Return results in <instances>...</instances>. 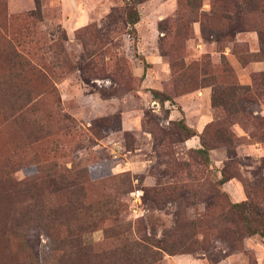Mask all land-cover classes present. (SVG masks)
I'll return each mask as SVG.
<instances>
[{"label":"rangeland","instance_id":"1","mask_svg":"<svg viewBox=\"0 0 264 264\" xmlns=\"http://www.w3.org/2000/svg\"><path fill=\"white\" fill-rule=\"evenodd\" d=\"M210 1L0 0V264H264V47Z\"/></svg>","mask_w":264,"mask_h":264},{"label":"trees","instance_id":"2","mask_svg":"<svg viewBox=\"0 0 264 264\" xmlns=\"http://www.w3.org/2000/svg\"><path fill=\"white\" fill-rule=\"evenodd\" d=\"M146 0H122L124 7V23L127 27V34L135 40L136 32L134 26L139 21V14L137 6L142 4ZM198 0H189V6L194 2V7L191 9H199L201 4L197 3ZM196 2V3H195ZM35 7L37 6L36 0H34ZM209 16H217L224 21L223 28L227 29V32L222 33V36H226L229 33H237L243 31H254L261 44L264 47V0H216V4L210 1ZM196 7V8H195ZM194 10H192L194 12ZM197 12L192 13L191 21L194 22L197 19ZM196 19V20H195ZM264 59V52H263ZM248 90L247 87L233 86L230 91L234 95L244 94ZM154 95H159L154 93ZM168 99L160 100L161 102ZM177 129L186 138L197 137L199 140L200 149L198 153L202 154L206 158V147L202 139V134H197L195 130L186 126L184 121L180 119L177 122ZM224 179H220L217 183L221 185ZM75 189V182L71 183ZM230 210L234 214L236 221L240 224V230L243 231L244 236L254 237L257 236L261 239L264 245V213L257 208H251L249 204L245 202L234 203L230 205ZM234 234V233H233Z\"/></svg>","mask_w":264,"mask_h":264},{"label":"built area","instance_id":"3","mask_svg":"<svg viewBox=\"0 0 264 264\" xmlns=\"http://www.w3.org/2000/svg\"><path fill=\"white\" fill-rule=\"evenodd\" d=\"M130 199L132 201V211L135 212L139 204V191L135 190L130 193Z\"/></svg>","mask_w":264,"mask_h":264}]
</instances>
